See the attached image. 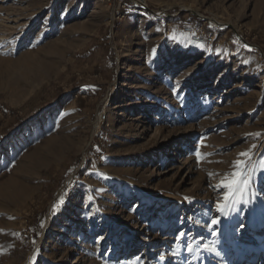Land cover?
<instances>
[{
    "label": "rangeland",
    "instance_id": "rangeland-1",
    "mask_svg": "<svg viewBox=\"0 0 264 264\" xmlns=\"http://www.w3.org/2000/svg\"><path fill=\"white\" fill-rule=\"evenodd\" d=\"M142 1L0 0V264H264V0Z\"/></svg>",
    "mask_w": 264,
    "mask_h": 264
},
{
    "label": "snow or ice",
    "instance_id": "snow-or-ice-1",
    "mask_svg": "<svg viewBox=\"0 0 264 264\" xmlns=\"http://www.w3.org/2000/svg\"><path fill=\"white\" fill-rule=\"evenodd\" d=\"M199 47L203 48V44H199ZM245 47H248L245 45ZM153 53H155V49H153ZM257 136L260 133L256 134ZM256 146L253 145V148ZM252 153L250 151H245L239 154L240 157L245 159H237L233 162V169L231 173L225 174L220 182L215 185L216 189H224V193L221 196L220 200L216 202L217 211L223 215L230 214L233 210H235L236 206L243 201L244 194L250 187L251 176L248 174L247 161L251 158ZM195 156L197 160H202L203 156L201 152L197 149L195 150ZM213 174L209 173L211 177ZM91 199V197H89ZM64 203L63 196L60 197L58 204L55 207H59L60 204ZM212 225L218 224V220L213 218L211 221ZM43 227V224H41ZM185 234L181 233L180 236L183 238ZM189 251L192 250L191 246L188 248Z\"/></svg>",
    "mask_w": 264,
    "mask_h": 264
},
{
    "label": "built area",
    "instance_id": "built-area-1",
    "mask_svg": "<svg viewBox=\"0 0 264 264\" xmlns=\"http://www.w3.org/2000/svg\"><path fill=\"white\" fill-rule=\"evenodd\" d=\"M184 31L192 36V38L199 43H205V42H211L214 40L213 36H210L207 32L204 30H200L194 25H186L184 26ZM106 116H104L105 119Z\"/></svg>",
    "mask_w": 264,
    "mask_h": 264
},
{
    "label": "trees",
    "instance_id": "trees-1",
    "mask_svg": "<svg viewBox=\"0 0 264 264\" xmlns=\"http://www.w3.org/2000/svg\"><path fill=\"white\" fill-rule=\"evenodd\" d=\"M13 113H15V110H11Z\"/></svg>",
    "mask_w": 264,
    "mask_h": 264
},
{
    "label": "bare ground",
    "instance_id": "bare-ground-1",
    "mask_svg": "<svg viewBox=\"0 0 264 264\" xmlns=\"http://www.w3.org/2000/svg\"><path fill=\"white\" fill-rule=\"evenodd\" d=\"M142 1V0H141ZM142 2H144V1H142Z\"/></svg>",
    "mask_w": 264,
    "mask_h": 264
}]
</instances>
